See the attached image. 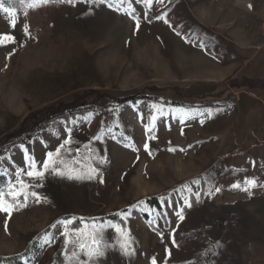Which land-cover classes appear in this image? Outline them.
Listing matches in <instances>:
<instances>
[{"label":"rangeland","instance_id":"374dc122","mask_svg":"<svg viewBox=\"0 0 264 264\" xmlns=\"http://www.w3.org/2000/svg\"><path fill=\"white\" fill-rule=\"evenodd\" d=\"M32 2L19 0L15 17L0 9V34L16 40L0 46V139L35 112L90 92L104 98L97 111L54 121L31 151L16 145L3 158L8 185L0 193L10 199L9 183L19 178L41 199L30 196L11 217L0 212V258L79 264L87 256L76 243L78 230L87 233L95 220L112 225L104 227L103 241L115 245L97 264H153V258L157 264H264V190L232 187L241 182L226 163L242 151L238 116L213 109V88L217 98L239 97L247 89V66L264 54V0H152L151 6L131 0V8L129 0H53L35 8ZM165 14L167 23L157 19ZM134 96L154 100L117 105ZM69 137L71 144L54 157L66 175L51 168L39 181L17 175L29 169V157L43 170L47 154ZM99 156L107 162L98 164ZM91 166L100 170L94 179L67 176ZM154 197L163 214L146 204ZM115 214L125 224L109 219ZM117 225L130 233L131 256L116 243ZM177 231L187 238L182 247L171 242ZM197 234L206 240L193 239Z\"/></svg>","mask_w":264,"mask_h":264},{"label":"snow or ice","instance_id":"6c2138e0","mask_svg":"<svg viewBox=\"0 0 264 264\" xmlns=\"http://www.w3.org/2000/svg\"><path fill=\"white\" fill-rule=\"evenodd\" d=\"M24 0H21V3H23ZM53 2V0H33L32 3H30L28 6L35 8L40 5H46L48 3ZM59 2H67V3H73V0H59ZM103 2V0H101ZM119 3H123L124 0H118ZM146 6H151L152 0H144ZM160 3H163V0H159ZM113 5H109V7H112ZM129 7L131 8V0H129ZM0 9L3 10V12L10 14L11 16L15 17V9L14 8H9V7H4L2 3H0ZM132 12H135V9H132ZM166 14L161 17H157V19H164L165 23L168 21L165 19ZM134 19H136V27L139 29L140 26V20L138 17L134 16ZM17 23V20L14 18L11 20V27L15 28ZM24 31L25 33H29V26L25 25L24 26ZM9 43H16L15 37L10 34H0V46H4ZM12 53H9V57L11 56ZM153 120H155V117H153ZM146 131H151V128H147ZM154 138V137H150ZM71 144V138L69 137L63 144L60 145V147L56 150L55 153L49 152L48 159L43 163V170H37L35 162L31 161V158L29 157L30 164H29V169L26 172L18 173L17 175L20 176L21 174H26L28 177H33L37 181L42 179L44 177V174L46 171H48L50 168L52 171L55 172L56 175L59 176H64L66 173L61 172L57 170L56 165H57V160L54 159V157H59L61 149H64L66 145ZM145 150H148V145L145 144ZM169 151L175 152V148L169 149ZM180 151H184L183 149H180ZM149 154H151L149 152ZM107 162L106 158L103 156H99L97 158V163L98 164H105ZM60 163H63V161H60ZM77 163H79L77 161ZM100 175V170L96 166H91L87 170L86 173H79V174H73V173H67V176L69 179H94L97 176ZM101 183L103 180L101 179ZM37 186L39 184L37 183ZM257 186V181L253 179H246L244 181V186L242 187L240 183L233 184V188H238L241 189L242 191L249 192L250 189L254 188ZM31 188V185L26 183L23 179L17 178L14 183H9L8 190H7V197H10V199L5 198L4 193H0V212L6 213L8 217H11L13 211L18 210L20 207L26 206V203L29 199V197H34L37 202L41 199L40 195L35 192V191H30L29 189ZM216 192L221 191L220 188L215 189ZM21 197L23 198V203H21ZM185 203L187 204L188 207H191L192 204L190 201L187 199L185 200ZM183 209L180 210V212L177 213V216L179 217L180 220L184 219L183 215ZM64 224L70 223V221H63ZM112 227L110 224H101L97 223L95 220L92 222V224L89 226L90 230L87 233H80L78 230V236L79 239L76 241L78 248L80 251L84 252L85 255L87 256V260L84 261H79V264H97L98 261H100L102 258L105 257L106 251L109 247H115V245H109L103 241V229L104 227ZM7 228V224H6ZM115 231L119 234L120 239L117 240V244L119 246V249L121 253L125 256H131L133 254V249L131 248V237L130 233L123 229L121 226L117 225L115 226ZM64 235L67 237L68 233L67 231L64 233ZM161 238L163 236L161 235ZM71 241L65 240V244L67 245ZM173 245H176V240H175V234L173 233L172 240H171ZM177 247L179 245H176ZM169 253V256L171 255L170 250H167ZM72 257L76 258L79 260V257L76 256V253L73 252ZM153 264H157V261L155 258H153Z\"/></svg>","mask_w":264,"mask_h":264},{"label":"crops","instance_id":"0c3cea01","mask_svg":"<svg viewBox=\"0 0 264 264\" xmlns=\"http://www.w3.org/2000/svg\"><path fill=\"white\" fill-rule=\"evenodd\" d=\"M243 78L256 87H247L246 90L241 91L239 101L235 106L232 104L233 107H230L228 99L217 98L214 93L218 90L213 88V109L216 107L221 116L229 115L233 111L238 116L237 126L240 127L242 134L240 142L243 147L240 153H235V150L226 157L227 171L241 175V182L237 180L235 183H240L242 187L246 179L254 178L257 186L250 191H262L264 190V84H261L264 82V54H258L251 60L243 73ZM238 143L235 138L233 146L236 147ZM219 164L220 160L213 161V169Z\"/></svg>","mask_w":264,"mask_h":264},{"label":"trees","instance_id":"16d2710c","mask_svg":"<svg viewBox=\"0 0 264 264\" xmlns=\"http://www.w3.org/2000/svg\"><path fill=\"white\" fill-rule=\"evenodd\" d=\"M0 3L3 4L4 7L15 8L19 6V0H0ZM253 84V83H252ZM250 83H246L247 87H253ZM103 95L98 92H90L81 96L74 97L70 102L59 103L47 109L41 110L39 112H35L28 116L24 122L20 125L19 129L13 133L6 135L5 137L0 139V189L7 187L8 179L4 175V166L2 163L3 158L8 155V153L12 150L16 145H22L26 147L27 150L31 151V144L33 140L49 125H51L54 121L59 119L70 118L72 116L86 113L90 111H97V105H99L103 100ZM154 100L153 98L145 97V96H134V97H126L121 100H117V105L121 106L126 103H131L133 105L137 104L141 100ZM168 103V102H167ZM172 105H182L180 102H172L169 103ZM146 204L150 209H155L159 213L163 214V209L160 203L159 197H154L146 200ZM126 211V210H125ZM109 219L116 223H122L120 217L115 214L109 216ZM144 219L146 222H149V218L144 215ZM124 223V222H123ZM125 224V223H124ZM151 226V224H150ZM152 227V226H151ZM179 232L175 233L176 244L180 247L183 246V243L186 241V237H179ZM198 238L199 241L206 240L202 236L200 237L198 234L193 237V239ZM191 239V237H190ZM192 240V239H191ZM25 255H17L11 257H2L0 258V264H26L24 262ZM200 256L196 257L198 261Z\"/></svg>","mask_w":264,"mask_h":264},{"label":"built area","instance_id":"2783aa9c","mask_svg":"<svg viewBox=\"0 0 264 264\" xmlns=\"http://www.w3.org/2000/svg\"><path fill=\"white\" fill-rule=\"evenodd\" d=\"M238 100H239L238 95H233V96H231V97L228 99V103H229V104H234V103H237Z\"/></svg>","mask_w":264,"mask_h":264}]
</instances>
